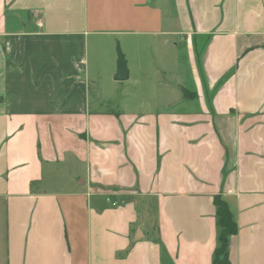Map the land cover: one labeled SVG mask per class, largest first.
<instances>
[{
	"label": "crops",
	"instance_id": "0c3cea01",
	"mask_svg": "<svg viewBox=\"0 0 264 264\" xmlns=\"http://www.w3.org/2000/svg\"><path fill=\"white\" fill-rule=\"evenodd\" d=\"M216 194L264 264V0H0V264H211Z\"/></svg>",
	"mask_w": 264,
	"mask_h": 264
},
{
	"label": "rangeland",
	"instance_id": "374dc122",
	"mask_svg": "<svg viewBox=\"0 0 264 264\" xmlns=\"http://www.w3.org/2000/svg\"><path fill=\"white\" fill-rule=\"evenodd\" d=\"M156 42L159 41L157 40ZM154 48L156 49V53H154L153 48L149 49L150 58L152 60V62L150 63V68L152 67V71L153 70L155 71L156 69L158 71L159 76H161V78H159V84L157 86H153V91L157 90V94L152 96V102L155 103L157 106H160V104L167 97V95L165 96L163 94V89L164 88L173 89L175 87L176 81L178 79L181 80L180 78L183 76L181 73L182 71L180 70L182 69L181 63H184L185 61V54L182 47L180 46L177 48H174L173 46H167L166 48H163L160 45L155 44ZM121 51L124 54V56H126L127 58L131 57L130 61L132 64V59L134 60L133 52H131L126 48L125 50L121 49ZM174 52H176V55L180 59L179 64L176 63V59L174 60V62L173 60H171V54L174 55L175 54ZM126 57L125 59L127 62ZM182 83L184 87H187V83H188L187 79H185ZM133 94H134V88L132 87L131 84L130 86L119 85L118 87L111 88V90L109 91L106 97L110 99L111 102H113L110 107L115 108L117 107V104L122 103L125 98H127V102L129 100H132L134 98ZM168 98H174V95L171 96L168 95Z\"/></svg>",
	"mask_w": 264,
	"mask_h": 264
},
{
	"label": "trees",
	"instance_id": "16d2710c",
	"mask_svg": "<svg viewBox=\"0 0 264 264\" xmlns=\"http://www.w3.org/2000/svg\"><path fill=\"white\" fill-rule=\"evenodd\" d=\"M217 226L216 245L213 249L211 264H231L229 258V238L237 232L228 204L216 194L213 196Z\"/></svg>",
	"mask_w": 264,
	"mask_h": 264
},
{
	"label": "water",
	"instance_id": "95a60500",
	"mask_svg": "<svg viewBox=\"0 0 264 264\" xmlns=\"http://www.w3.org/2000/svg\"><path fill=\"white\" fill-rule=\"evenodd\" d=\"M116 73L114 75L115 80H124L128 77V69L126 65V60L124 54L121 51L119 44H116Z\"/></svg>",
	"mask_w": 264,
	"mask_h": 264
},
{
	"label": "built area",
	"instance_id": "2783aa9c",
	"mask_svg": "<svg viewBox=\"0 0 264 264\" xmlns=\"http://www.w3.org/2000/svg\"><path fill=\"white\" fill-rule=\"evenodd\" d=\"M112 204H114V203H112Z\"/></svg>",
	"mask_w": 264,
	"mask_h": 264
}]
</instances>
